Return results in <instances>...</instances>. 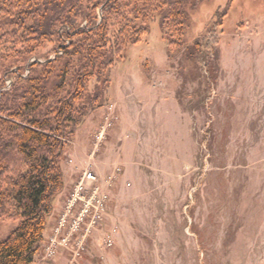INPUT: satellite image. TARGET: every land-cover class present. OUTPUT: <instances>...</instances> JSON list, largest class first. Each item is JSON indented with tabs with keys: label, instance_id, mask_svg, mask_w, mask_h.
Instances as JSON below:
<instances>
[{
	"label": "rangeland",
	"instance_id": "obj_1",
	"mask_svg": "<svg viewBox=\"0 0 264 264\" xmlns=\"http://www.w3.org/2000/svg\"><path fill=\"white\" fill-rule=\"evenodd\" d=\"M189 12L182 50L168 52L156 16L115 60L100 107L64 151L63 173L81 167L76 181L89 164L103 181L121 169L77 264H264V0H202ZM208 39L207 51L186 56ZM54 53L48 40L28 63ZM17 226L0 220V240Z\"/></svg>",
	"mask_w": 264,
	"mask_h": 264
},
{
	"label": "trees",
	"instance_id": "obj_2",
	"mask_svg": "<svg viewBox=\"0 0 264 264\" xmlns=\"http://www.w3.org/2000/svg\"><path fill=\"white\" fill-rule=\"evenodd\" d=\"M201 1L0 0V220L18 223L0 240V264H35L40 257L65 186L64 151L100 107L115 60L149 34L156 16L168 52L185 48L189 9ZM48 40L55 58L28 63ZM203 43L191 44L186 56L207 51L211 40Z\"/></svg>",
	"mask_w": 264,
	"mask_h": 264
},
{
	"label": "built area",
	"instance_id": "obj_3",
	"mask_svg": "<svg viewBox=\"0 0 264 264\" xmlns=\"http://www.w3.org/2000/svg\"><path fill=\"white\" fill-rule=\"evenodd\" d=\"M114 118L110 110L107 116L109 127ZM107 125L98 135V140L104 136ZM120 176L121 169L117 167L103 181L94 164L87 166L81 178L75 182L43 247L44 261L54 264L66 255L69 264H77L88 253L95 233L109 214L112 201L110 191ZM113 239V235H109L103 241L104 246L112 248Z\"/></svg>",
	"mask_w": 264,
	"mask_h": 264
},
{
	"label": "crops",
	"instance_id": "obj_4",
	"mask_svg": "<svg viewBox=\"0 0 264 264\" xmlns=\"http://www.w3.org/2000/svg\"><path fill=\"white\" fill-rule=\"evenodd\" d=\"M71 155L75 156V152H72ZM64 173H65V187H64L63 191L61 192V194L55 199L53 212L50 215V217L48 218L47 239H48L49 235L51 234L52 228L56 222L59 211H60L64 201L66 200V198L69 196V193L71 192V188H72L73 183L77 180L79 174L81 173V167L79 165H77V163L74 165L65 164ZM45 244H46V242H45ZM64 261H67L66 256H63L54 264H62ZM35 264H48V263L46 261H44L43 254L41 253L40 257L37 259Z\"/></svg>",
	"mask_w": 264,
	"mask_h": 264
},
{
	"label": "water",
	"instance_id": "obj_5",
	"mask_svg": "<svg viewBox=\"0 0 264 264\" xmlns=\"http://www.w3.org/2000/svg\"><path fill=\"white\" fill-rule=\"evenodd\" d=\"M100 16L102 17V11L100 10Z\"/></svg>",
	"mask_w": 264,
	"mask_h": 264
}]
</instances>
